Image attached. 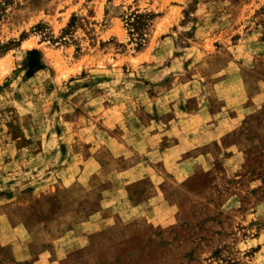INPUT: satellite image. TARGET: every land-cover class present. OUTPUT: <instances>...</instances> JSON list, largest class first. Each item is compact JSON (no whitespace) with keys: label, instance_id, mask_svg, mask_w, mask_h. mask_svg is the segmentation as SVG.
Returning a JSON list of instances; mask_svg holds the SVG:
<instances>
[{"label":"rangeland","instance_id":"rangeland-1","mask_svg":"<svg viewBox=\"0 0 264 264\" xmlns=\"http://www.w3.org/2000/svg\"><path fill=\"white\" fill-rule=\"evenodd\" d=\"M194 94L226 125L147 177ZM0 264H264V0H0Z\"/></svg>","mask_w":264,"mask_h":264},{"label":"crops","instance_id":"crops-1","mask_svg":"<svg viewBox=\"0 0 264 264\" xmlns=\"http://www.w3.org/2000/svg\"><path fill=\"white\" fill-rule=\"evenodd\" d=\"M187 84L193 85L194 87L196 86V83L190 81L186 83L184 87ZM190 97H193L195 100V106L193 109L188 106L186 108L185 106L182 107L181 115L177 114V116L175 118L173 117V119L168 123H162V128L159 126L155 128L154 126L149 125L152 132L137 140L141 141L146 137L144 140L152 144L147 152L157 160L150 162L153 164H159L162 169L169 168L170 166H176L175 171H173L170 175H164L162 171L156 173L152 170L147 177H160L162 174L164 178H171L175 182H181V180L188 178L195 171H197V167L202 164L204 154L199 152V150L202 147V142L207 145L210 143L208 141V136L210 135L209 133L211 132V129L226 125V122L223 120L225 118L223 113L230 111L226 102L218 100L219 105L217 107L221 106V108L214 110L216 107H212V103L209 101H202L201 96L194 94ZM167 99V97L162 96L161 100H159L166 101L164 104L168 105L170 103ZM163 143H167L168 145H164ZM153 144H157V146ZM191 152H196V154L188 155ZM86 172L87 170L83 171L82 175H86ZM123 175H127V172H124ZM162 181L164 182V179ZM129 183L126 182L125 184L127 185ZM114 198L115 197L104 199L102 208H116ZM149 205H152V203ZM138 214L153 215L155 214V208L153 206H149ZM96 219L95 215H93V217L85 223L92 224Z\"/></svg>","mask_w":264,"mask_h":264},{"label":"trees","instance_id":"trees-1","mask_svg":"<svg viewBox=\"0 0 264 264\" xmlns=\"http://www.w3.org/2000/svg\"><path fill=\"white\" fill-rule=\"evenodd\" d=\"M28 68L30 76L33 75L35 71L42 68L38 51L34 50L28 53Z\"/></svg>","mask_w":264,"mask_h":264}]
</instances>
